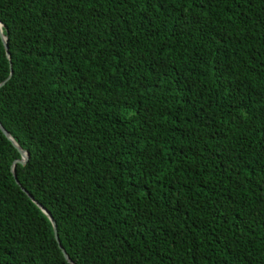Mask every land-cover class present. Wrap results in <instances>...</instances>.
Here are the masks:
<instances>
[{
    "label": "trees",
    "instance_id": "1",
    "mask_svg": "<svg viewBox=\"0 0 264 264\" xmlns=\"http://www.w3.org/2000/svg\"><path fill=\"white\" fill-rule=\"evenodd\" d=\"M0 264H264V0H0ZM32 198V200L22 191Z\"/></svg>",
    "mask_w": 264,
    "mask_h": 264
},
{
    "label": "water",
    "instance_id": "2",
    "mask_svg": "<svg viewBox=\"0 0 264 264\" xmlns=\"http://www.w3.org/2000/svg\"><path fill=\"white\" fill-rule=\"evenodd\" d=\"M0 39H1V42L4 46V50L6 52V57L9 58V55L7 53V38L6 36H4L2 34V24L0 23ZM6 82V81H5ZM5 82H2L0 84V87H2ZM0 132L6 137V139L13 145V147L18 151V153L20 154V160H16L13 162L12 166H11V173L13 175V177L15 178V173H14V166L16 164H19V165H24L27 160H28V153L24 150H22L15 142L14 140L11 138V136L8 134V132L1 126L0 124ZM22 191L32 200V198L28 195V193L25 192L24 189H22ZM33 201V200H32ZM36 206L38 208H40V210L47 216V218L50 220L51 224H52V227H53V231H54V238H55V241L56 243L58 244V248L61 250V253L63 255V258L65 259V261L68 263V264H73L72 261L68 258L67 254L65 253V251L62 249V247L60 246V242L58 240V236H57V233H56V225L53 221V219L51 218L50 214L48 212H46V210L44 208H42L37 202L33 201Z\"/></svg>",
    "mask_w": 264,
    "mask_h": 264
}]
</instances>
